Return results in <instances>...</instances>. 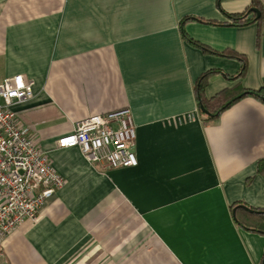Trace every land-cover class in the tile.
<instances>
[{
    "label": "crops",
    "instance_id": "crops-1",
    "mask_svg": "<svg viewBox=\"0 0 264 264\" xmlns=\"http://www.w3.org/2000/svg\"><path fill=\"white\" fill-rule=\"evenodd\" d=\"M255 1L264 14V0H0V81L33 82L14 110L65 179L4 240L0 264H262L264 234L232 205L264 208V102L237 96L207 120L195 92L214 69L207 99L264 87V19L224 24ZM186 18L193 40L245 55L246 74L233 79L238 59L185 38ZM124 107L136 166H93L57 146L77 121Z\"/></svg>",
    "mask_w": 264,
    "mask_h": 264
},
{
    "label": "built area",
    "instance_id": "built-area-1",
    "mask_svg": "<svg viewBox=\"0 0 264 264\" xmlns=\"http://www.w3.org/2000/svg\"><path fill=\"white\" fill-rule=\"evenodd\" d=\"M33 96V82L22 74L0 81V255L4 240L25 221L37 220L65 183L14 110L15 104ZM136 141L133 112L124 107L77 121L57 146L78 147L93 166L126 168L138 164Z\"/></svg>",
    "mask_w": 264,
    "mask_h": 264
},
{
    "label": "trees",
    "instance_id": "trees-1",
    "mask_svg": "<svg viewBox=\"0 0 264 264\" xmlns=\"http://www.w3.org/2000/svg\"><path fill=\"white\" fill-rule=\"evenodd\" d=\"M255 9H257L259 13L255 12ZM252 13H254V15L251 18H249V15ZM227 16L229 17L231 22H227V23L225 22L224 24L230 23L233 25H246L250 22H255V21L262 22L264 19L263 8L257 1L253 2V5L249 7L245 12L241 14H228ZM187 19L188 18L183 19L181 22V27L184 32V37L194 42L195 40L189 37L184 30V23ZM212 23H216V22H212ZM195 42L196 44L198 43L197 41ZM198 46H201L206 51H212L210 48L206 47L203 44H200ZM212 52L230 58L238 59L241 62V68L235 75L232 76L233 79L241 78L246 74L248 62L245 55L231 49L226 50L224 52H216V51H212ZM219 72H220L219 70L214 69L203 73L198 78L195 85V92L199 105V110L201 112V115L204 117V119L213 120L214 118L219 117V115L228 107L227 103L230 102V104H232L234 102V99L241 94L255 96L256 98L264 102V87L259 90H250L244 88L241 85V83L236 84L232 88H226L220 91L214 97L207 99L204 95V90L208 83L209 76ZM201 107L208 110L211 113V115L205 114L202 111ZM258 167H259V171L262 172L264 170V159L260 160ZM232 208L235 219L239 225H241L244 229L264 234V208H253L244 204H233ZM262 264H264V258Z\"/></svg>",
    "mask_w": 264,
    "mask_h": 264
},
{
    "label": "water",
    "instance_id": "water-1",
    "mask_svg": "<svg viewBox=\"0 0 264 264\" xmlns=\"http://www.w3.org/2000/svg\"><path fill=\"white\" fill-rule=\"evenodd\" d=\"M255 12L259 13L257 9H255ZM243 94H241L240 96H238L237 98H240ZM230 104V102L227 103V106ZM202 111L207 114V115H211V113L206 110L205 108L201 107Z\"/></svg>",
    "mask_w": 264,
    "mask_h": 264
}]
</instances>
